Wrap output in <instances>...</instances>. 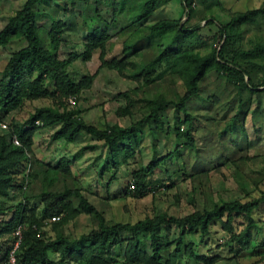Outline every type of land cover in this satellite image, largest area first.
Instances as JSON below:
<instances>
[{
    "label": "trees",
    "instance_id": "16d2710c",
    "mask_svg": "<svg viewBox=\"0 0 264 264\" xmlns=\"http://www.w3.org/2000/svg\"><path fill=\"white\" fill-rule=\"evenodd\" d=\"M49 1L24 0L21 8L0 29V48H5L16 40L24 43L10 54L1 71L0 118L20 109L27 102L41 99L51 101L50 105L37 108L23 126L10 128L17 136L19 146L10 143L6 135L0 133V216L5 213L10 216L9 219L0 221V264H9L8 255L12 249L13 233L18 225L22 226V232L21 242L14 252L16 264H175L182 250L186 257L197 264H211L210 259L193 251L192 244L184 245V239L196 232L201 236L208 235L214 222L220 224L221 229L228 234L229 242L238 246L239 251L250 250L257 235L264 234L262 226L253 215L255 210L264 205V192L245 201L220 202L213 209L204 208L184 217L157 212L152 217H145L134 223L107 224L103 212L89 202L86 190L74 179L70 168L71 160L61 158L53 166L51 163H43L42 160L32 157V146L33 136L39 129H54L52 142L64 140L71 143L77 134L84 133L96 142H102L113 164L126 163L133 153L128 143L130 138L135 137L140 128L149 127L151 124L154 129L162 131L164 125L160 114L172 107L175 112L183 115L182 120L187 128L182 133L180 125H176V136L185 137L187 146L194 149L196 142L191 135L194 131V120L188 111L193 108L192 100L200 96L201 82L208 73L225 75L229 88L226 90L227 94L235 91L239 112L244 107L243 95L250 99L249 94L264 92V82L259 88L251 76L254 69H258L255 62L264 60V36L248 49L242 48L240 41L248 27L258 25L264 20V4L244 12L225 11L221 6L206 7L211 10L210 13L215 9L222 12L221 20L212 14L209 19H204L206 25L216 27L220 44L219 50L213 48L211 55L202 56L184 49L188 41L200 32L201 27H186L185 24H179L180 20L164 19L146 27L148 35L139 37L136 43L124 46L122 60L106 61L104 56L110 37L100 27L88 31L82 53H70L66 58H60L65 22L53 21L47 29L38 24V7L49 4ZM71 1V5L75 6L76 1ZM169 1L147 0L138 12L137 21L146 19ZM180 2L189 21L196 14L195 0ZM152 36L168 37L170 41L151 62L141 67L131 63V75L135 79L146 78L153 72L154 67H159L162 62L166 63L165 70L169 69L170 74L178 76L184 82V91L176 102L164 97L150 99L145 104L147 113L140 119H131L132 123L126 127L106 125L104 129L86 123L80 117L81 110L68 108L67 99L74 97L76 100L81 92L91 88L94 78L83 76L74 80L68 72L71 64L79 58L88 60L98 51L102 65L123 75L129 65L126 58L138 49L139 44L151 46L148 39ZM160 76L162 73L157 77ZM126 113L132 118L131 111L124 110L118 111L117 116H124ZM238 114L234 115L232 123L221 137L232 140L235 145L236 141L247 144L243 120L238 119ZM37 121L39 126H35ZM239 134L241 136L238 138ZM241 151L246 153L242 149ZM165 159L166 157H161L150 161L145 168L133 171L123 191V197L140 199L149 194L152 188L147 187L146 179ZM240 160L248 161L249 157L243 155ZM30 163L31 170L28 171L27 165ZM33 165H40L45 169L39 174L33 172ZM51 171L53 181L62 179L59 189L42 191L40 195L26 194L25 190L30 181L50 179L48 172ZM206 172L203 170L195 174L189 173L187 178L197 174L206 175ZM130 182L134 183V190L128 193ZM169 184L164 188H172L173 184ZM17 191L21 194L20 200L10 204ZM36 198L40 200V205H31V200ZM81 215L95 223L93 228L80 235L67 233L66 227ZM52 216L59 217V220L44 223ZM239 216L244 218L245 225L237 232L233 223ZM172 227L178 230L174 240L169 239V234L165 235V231ZM172 247L173 250L170 251ZM115 248L120 253H115ZM166 251H169V255L164 259L163 254Z\"/></svg>",
    "mask_w": 264,
    "mask_h": 264
},
{
    "label": "rangeland",
    "instance_id": "374dc122",
    "mask_svg": "<svg viewBox=\"0 0 264 264\" xmlns=\"http://www.w3.org/2000/svg\"><path fill=\"white\" fill-rule=\"evenodd\" d=\"M75 1V6H72L71 0H50L49 4L38 7L39 26L47 29L53 21L65 22V33L59 52L62 59L70 53H82L88 31L100 27L110 37L104 56L106 61L122 60L125 53L124 46L136 43L139 37L148 35L146 27L164 19L180 20L179 24H185L186 27L195 25L201 27L200 32L188 41L184 49L192 50L202 56L211 55L213 48L219 50L220 44L216 27L206 25L204 19H209L212 14L221 20L222 12L215 9L210 13L211 10L206 7L221 6L225 11L244 12L264 4V0H195L196 14L188 21L180 0H170L158 7L146 19L137 21L138 12L147 0ZM23 3L24 0H0V29ZM244 33L240 40L241 46L244 49L251 48L264 36V20L258 25L248 27ZM148 41L152 43L151 46L139 44L138 49L126 58L125 61L129 65L123 75L102 65L98 51L88 60L79 58L71 64L68 72L74 80H79L83 76L94 78L91 88L81 92L76 97L75 103L70 104L66 101L68 108L81 110L80 117L86 123L104 129L106 125L126 127L132 123L131 119H140L146 115L145 104L150 99L164 97L176 102L184 91V82L178 76L170 74L169 69L165 70L166 63L162 62L159 67H154L153 72L146 78L135 79L131 75L133 71L131 63L141 67L151 62L168 45L170 39L152 36ZM23 45L22 41L16 40L7 47L0 48V77L10 54ZM255 63L258 69H254L251 76L254 83L259 86L264 82V60ZM159 73H162V76L157 77ZM224 76H217L214 72L208 73L201 82L200 96L192 100L194 105L188 112L192 114L194 120V131L191 134L196 142L194 149L191 150L187 146L185 137L176 136V125H180L182 133L186 132L187 128L182 120L183 115L170 107L160 114L164 125L162 131L154 129L151 124L149 127L140 128L136 136L130 138L128 143L133 151L131 158L126 163L115 164V172L112 171L113 160L109 158L110 168H104L107 172L106 177L110 180L117 179L114 183L112 181L110 183L108 189L110 197L106 198L105 189L99 187L94 188L93 194L90 195L91 202L103 212L107 224L134 223L145 217H152L157 212L184 217L204 208L213 209L220 202L245 201L258 197L264 192V92H253L249 94L250 99L243 95L244 107L239 112L238 98L234 96L235 91L227 94L226 90L229 88ZM50 104L51 101L48 99L27 102L20 109L0 118V121L11 129L21 127L27 123L37 108ZM120 110L131 111L132 118L127 113L124 116H117ZM236 114L239 120H243L247 144L236 141L237 145H235L232 140L221 137ZM0 133L8 136L2 129ZM52 133L53 130L48 129L33 136L36 146L33 145L32 149L35 153H32V157H37L43 163H51L50 165L53 166L62 154V150H66L71 158L70 168L74 179L81 185L84 183L85 187L94 181L97 182L95 169L100 168L99 158L102 157L104 158L102 161H105L108 156L106 150L105 156L102 154V142H96L92 138H87L88 136L82 138L81 135L71 147L55 145L51 141ZM240 136L239 134L238 138ZM84 146L94 147L91 149H94L93 152L87 153L89 148L82 150ZM85 152L86 154L83 155ZM243 155L249 157V160H240ZM161 157H166L165 162L158 165L146 179L147 187L154 189V192L140 199L124 198L121 192L131 173L145 168L150 161H156ZM76 159L79 160L76 162ZM88 167H92L95 173L93 170L86 171ZM27 168L28 171L31 170V163ZM44 169L40 165L32 167L33 172L39 174ZM203 170L207 171L206 175L197 176V174L187 178L189 173L195 174ZM170 174L172 176H169ZM48 177L52 180L46 178L30 181L25 190L26 194L40 195L42 191L61 187L62 179L53 181L52 171L48 172ZM169 183L173 184L172 188L165 189L164 186L170 185ZM15 196L20 198L21 194L17 191L13 197ZM30 203L40 205V200L36 198ZM253 215L262 226L264 233V205L255 210ZM3 216H0V221L9 219V215ZM94 224L88 217L81 215L66 227V232L80 235L89 232ZM244 225L245 220L242 216L234 220L233 226L237 232H240ZM167 234L170 240H174L178 230L172 227L165 231V235ZM188 244H192L193 251L197 254L210 259L211 264H264V234L257 235L250 250L239 251L238 246L229 242V236L221 229L220 224L214 222L206 236H201L198 232L187 235L184 245ZM117 249L115 248V253H120ZM172 250L173 247L170 251ZM183 253L182 250L175 264H197ZM168 255L169 251L164 252L163 258L167 259Z\"/></svg>",
    "mask_w": 264,
    "mask_h": 264
},
{
    "label": "crops",
    "instance_id": "0c3cea01",
    "mask_svg": "<svg viewBox=\"0 0 264 264\" xmlns=\"http://www.w3.org/2000/svg\"><path fill=\"white\" fill-rule=\"evenodd\" d=\"M89 124H91V123H89ZM44 130H48V129H44ZM40 131H42V129H39V130H37L36 132H35V134H34V136H36V134L38 133V132H40ZM53 131H54V129H53ZM82 135V138H85V137H87V135H85L84 133H79V134H77L75 137H74V140H73V142H71V143H68V142H65L64 140H59V141H53V144H55V145H63V146H65V145H68V146H70L71 147V145H74L75 143H76V141H77V137L78 136H81ZM87 138H90L89 136L87 137ZM34 140H35V138H33V145H34ZM92 140V139H91ZM95 142V141H94ZM99 144H101V143H99ZM34 146H36V145H34ZM93 146V145H92ZM33 147V146H32ZM34 148V147H33ZM83 148V147H82ZM84 148H86L85 146H84ZM87 148H89V150L87 149V153H90V151L91 152H93V150H91L92 148H91V146H87ZM94 148V147H93ZM99 148H100V146H99ZM68 150V149H67ZM105 150H106V148L103 146V150H101L102 151V154H103V156H105ZM61 152V151H60ZM67 151L65 150H62V154L59 156V158H58V160L59 159H61V158H66V159H68V160H71V158L69 157V155L66 153ZM71 152V151H70ZM35 153V151L33 150V154ZM84 154H86V152L85 153H83V155ZM107 157V159L105 160V161H108V162H106L105 163V161H102V160H104V158H102V157H100L99 158V167L100 168H98V169H95V170H97L96 171V175H97V182L96 181H94V182H92L90 185H87L86 187L84 186V183H82V186H83V188L86 190V192H87V194H86V197H87V199L89 200V202L90 203H92L91 201V194H93V189L94 188H97V187H99V188H104L105 189V192H106V198H109L110 196H109V192H108V189H109V186H110V183H111V181L114 183V181H116L117 179H113V180H110V179H108L107 177H106V170H104V168H110V160H109V156H106ZM37 158V157H36ZM102 158V159H101ZM80 159V158H79ZM79 159H76V162L79 160ZM57 160V161H58ZM56 161V162H57ZM111 165H112V171H116V168H115V164H113L112 162H111ZM72 166V165H71ZM104 166H106V167H104ZM93 167H97V166H93ZM90 170H93L94 171V169L92 168V167H88V168H86V171H89L90 172ZM102 170H103V172H102ZM86 171H82V172H86ZM94 173H95V171H94ZM98 183V184H97ZM127 183H128V180H127ZM127 183H126V185L124 186V189H126V186H127ZM124 189H123V191H124ZM123 191L121 192V194L123 195ZM19 196V195H18ZM18 196H15V197H13L12 198V200L9 202L10 204H13L14 203V201L15 200H19L20 198L18 197ZM16 203L18 202V201H15ZM93 204V203H92ZM39 207V206H38ZM6 214H8V213H5L4 214V216L3 217H5V216H7ZM10 217V216H9ZM4 220H6V219H4Z\"/></svg>",
    "mask_w": 264,
    "mask_h": 264
},
{
    "label": "built area",
    "instance_id": "2783aa9c",
    "mask_svg": "<svg viewBox=\"0 0 264 264\" xmlns=\"http://www.w3.org/2000/svg\"><path fill=\"white\" fill-rule=\"evenodd\" d=\"M74 101H75L74 97L67 99V102L70 104L75 103ZM35 125L39 126L40 123L37 121V122H35ZM0 129L4 130L8 134V136L6 135V138L10 143H12L13 145H16V146L20 145V142H19L17 136L10 130V128L5 123H3L1 121H0ZM133 190H134V183L130 182L129 186L127 187V192L129 193V192H132ZM152 192H154V191H152ZM58 220H59V217L52 216V217H50V219H47V221H45L44 223H52V222H56ZM21 232H22V226L18 225L15 228V231L13 233L14 240L12 243V249L9 251V255H8V263L9 264H16L14 252L17 250V248L19 247V244L21 242Z\"/></svg>",
    "mask_w": 264,
    "mask_h": 264
},
{
    "label": "clouds",
    "instance_id": "9594fccd",
    "mask_svg": "<svg viewBox=\"0 0 264 264\" xmlns=\"http://www.w3.org/2000/svg\"><path fill=\"white\" fill-rule=\"evenodd\" d=\"M150 189V188H149ZM152 191H154V189L152 190V189H150V193H153Z\"/></svg>",
    "mask_w": 264,
    "mask_h": 264
}]
</instances>
